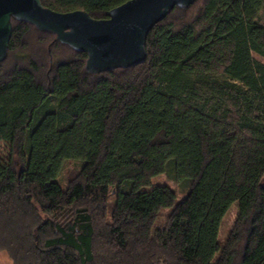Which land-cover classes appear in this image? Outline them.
Returning <instances> with one entry per match:
<instances>
[{
	"label": "trees",
	"instance_id": "trees-1",
	"mask_svg": "<svg viewBox=\"0 0 264 264\" xmlns=\"http://www.w3.org/2000/svg\"><path fill=\"white\" fill-rule=\"evenodd\" d=\"M125 1L40 0L98 19ZM263 8L175 7L147 34L143 63L97 74L85 53L12 21L0 62L9 264H264V63L253 57L264 59ZM69 160L80 165L61 184ZM162 173L180 195L144 189Z\"/></svg>",
	"mask_w": 264,
	"mask_h": 264
},
{
	"label": "water",
	"instance_id": "water-1",
	"mask_svg": "<svg viewBox=\"0 0 264 264\" xmlns=\"http://www.w3.org/2000/svg\"><path fill=\"white\" fill-rule=\"evenodd\" d=\"M196 0H127L93 18L83 10L57 12L40 0H0V62L7 55L12 21L54 35V41L86 54L84 69L97 74L141 64L149 31L174 9Z\"/></svg>",
	"mask_w": 264,
	"mask_h": 264
},
{
	"label": "rangeland",
	"instance_id": "rangeland-1",
	"mask_svg": "<svg viewBox=\"0 0 264 264\" xmlns=\"http://www.w3.org/2000/svg\"><path fill=\"white\" fill-rule=\"evenodd\" d=\"M261 18L262 21L264 23V8L261 11ZM253 57L259 61H262L264 63V59H262L261 57H259L256 54H253ZM7 153V149L5 148V145L0 142V156L5 157ZM80 162L78 161H74V160H69L66 161L63 165V168L58 176V180L61 184H65L66 181V177L73 171V170H77L79 167ZM155 185H168L170 188L174 189L175 191H177L178 195L181 194V190H180V186L173 181L172 179H170V177L168 176V174L166 173H162L159 175H156L154 177L151 178L150 180V184L148 186H146L144 189L149 190L151 189L153 186ZM237 215V202H233L227 209V211L225 212V214L222 217L220 226H219V230H218V242L220 245H222L228 235V232L236 218ZM0 264H7V262H5L4 258L2 257V254H0ZM218 253L215 254L214 256V260L213 263L215 262V259L217 258Z\"/></svg>",
	"mask_w": 264,
	"mask_h": 264
},
{
	"label": "crops",
	"instance_id": "crops-1",
	"mask_svg": "<svg viewBox=\"0 0 264 264\" xmlns=\"http://www.w3.org/2000/svg\"><path fill=\"white\" fill-rule=\"evenodd\" d=\"M0 254H2V257L4 258L5 262H7V264H9L10 263V259L8 258V256L6 254L2 253V252Z\"/></svg>",
	"mask_w": 264,
	"mask_h": 264
}]
</instances>
